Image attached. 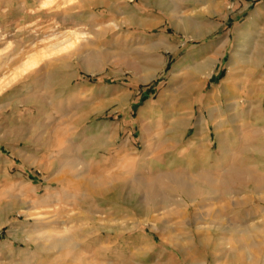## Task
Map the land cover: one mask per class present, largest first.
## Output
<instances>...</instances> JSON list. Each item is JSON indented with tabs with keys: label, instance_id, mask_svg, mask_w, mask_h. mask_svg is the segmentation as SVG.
Segmentation results:
<instances>
[{
	"label": "rangeland",
	"instance_id": "obj_1",
	"mask_svg": "<svg viewBox=\"0 0 264 264\" xmlns=\"http://www.w3.org/2000/svg\"><path fill=\"white\" fill-rule=\"evenodd\" d=\"M0 264H264V0H0Z\"/></svg>",
	"mask_w": 264,
	"mask_h": 264
},
{
	"label": "bare ground",
	"instance_id": "obj_2",
	"mask_svg": "<svg viewBox=\"0 0 264 264\" xmlns=\"http://www.w3.org/2000/svg\"><path fill=\"white\" fill-rule=\"evenodd\" d=\"M70 40V39H69ZM28 60H30V59H28ZM36 63V60H32V61H27V63L25 64V67L23 68V69H25V68H27L28 67V69H29V66H31V65H33V64H35ZM32 68V67H31ZM36 216V215H35Z\"/></svg>",
	"mask_w": 264,
	"mask_h": 264
}]
</instances>
